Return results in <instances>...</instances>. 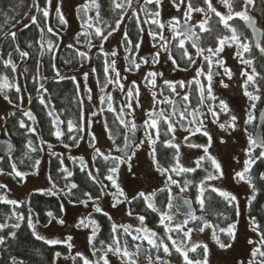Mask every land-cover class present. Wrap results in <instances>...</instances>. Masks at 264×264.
Here are the masks:
<instances>
[{
    "label": "snow or ice",
    "instance_id": "snow-or-ice-1",
    "mask_svg": "<svg viewBox=\"0 0 264 264\" xmlns=\"http://www.w3.org/2000/svg\"><path fill=\"white\" fill-rule=\"evenodd\" d=\"M62 3L63 0H59L54 10L57 13L58 23L67 25L68 21L62 11ZM169 3L177 15L171 16L166 21L161 16L164 0H109V10L117 16L114 24L102 20L99 0H85V3L76 9L78 18L82 20V31L77 34L76 43L82 44L81 37L86 38L88 51H81L73 44H69L67 47L75 48L76 56L82 61H88L91 60L89 52L93 47H97L93 40L98 39L100 42L99 52L105 58L103 63L105 82L101 91H105L108 85H113L124 95L118 113L113 105V96L110 92H105L99 98L102 105H107V111L116 114L115 119L119 125L127 130L123 133V146L121 147L116 144L107 123L104 124L108 138L113 142V149L118 154L114 155L113 150L101 151L96 146L97 137L89 132L88 134L92 137L89 146L94 152L92 167L90 168L89 163L83 157H68L73 164L79 165V171L84 173L86 180L95 186V194L91 190H83L81 185L73 179L75 173L65 166L62 155L52 152V145L40 137L37 127L34 126L38 121L32 109L23 106V93L26 91L27 84L19 82L17 72L19 64L26 62L31 57V53L22 49L17 42V31H4V28L10 23L13 28L16 27V24L21 23L16 20L15 16L8 17L5 14L4 23L0 24V35L6 41H10L11 50L6 53L0 51V97L14 110L0 115V120L4 121L5 135L9 134V122L15 120L13 127L17 128V132L13 134L29 137L24 142L26 150L23 151L19 163L22 165L26 161L31 163L26 165L30 171L21 170L17 161L13 159L14 145L10 140L5 141V154L0 155V176L10 177L17 183H24L29 175L38 176L41 160L34 159L32 154L43 152V145L47 144L49 156H56L59 160L58 171L62 174L60 180L63 181V184L60 185L49 174L46 179L50 187L38 188L35 192L57 198L62 197L72 205H83L84 207L92 205V211L81 217L75 227L90 230L87 242L91 249V257L94 259L80 251L72 255L74 244L71 235L63 239L41 235L37 231V225L40 224L39 215H36L34 219L31 206L30 197L34 193L24 201L9 199L6 193L10 189L5 183H0V190L5 193L0 195V203L11 205L12 209L0 222V250H7L9 242L17 240V230L21 228L22 224L31 230V235L36 240H41L49 246L64 245L69 253L65 259H71L72 264H112V257H116L119 264H138L141 256L147 258L148 264H172V260L169 258L174 254L177 258L176 264H211L212 251L209 243L203 239L194 238V236L206 232L209 234L211 242L219 250L227 252L233 247L237 241L238 219L231 220L222 227L219 221H229L230 218L224 211L218 210L217 203L213 201L211 195H206V193H215L221 198V203L225 208H232L237 217L240 215L237 196L212 183L213 181H222L225 178V173L221 162L211 153L210 149L214 143L222 145L226 144L227 140L225 136L214 137L208 129L206 120L215 124L227 136L231 135L230 130L234 131L237 127L238 118L234 114L230 115L232 109L229 103L214 92V80L217 77L219 79L216 80V83L219 87L227 89L230 85L225 82V77L230 81L234 76L232 68L228 66L227 60L222 55L226 49H233L231 58L242 66L239 75L243 82L240 87L243 89L244 96L253 102L251 108L255 109L256 102L261 101L264 97V30L257 26L255 17L250 15V9L254 10L255 8V0H169ZM51 6L52 0H46L44 6H41L40 0H33L32 7L40 14V18L38 19L37 15H32L30 25L35 26L39 32V40L35 43L38 45L40 57L49 54L54 60L59 43L45 38L46 32L51 36L58 35L48 24ZM92 10H95L94 16L89 15ZM129 10H131L129 19L135 21L137 35L134 42L127 30L123 33L121 44L127 54L125 59L128 62L125 71H139L142 65L155 66L161 62L162 54L167 56L173 71H189L193 68L195 70V75L191 80L165 79L164 86L158 90L157 78L163 77L164 74L156 70H150L145 74V86H150L154 91H152V106L144 113L146 119L144 120V139L142 140L134 139L137 129L135 108L142 106L139 99L140 87L136 81H132L131 86L125 90V84L122 81L126 77H121L120 71L116 68L117 50L113 49L111 52L104 50V42L120 29ZM81 12L83 16L80 15ZM197 15H199V19H196ZM261 16H264V11H261ZM237 21L242 22L243 30ZM30 25L22 24V28H29ZM245 30H250L251 35H247ZM145 32L152 41V48L155 49L150 57L138 56L139 49L144 42ZM27 47L31 49L33 43L29 42ZM108 57L112 58L110 62ZM65 63H70V61L66 60ZM52 67L55 68L54 63ZM95 71L96 69L93 68L92 72ZM27 72L28 69L24 68L19 75L23 76ZM110 72L114 75H109ZM83 77L87 81L88 73L85 72ZM56 78L63 80L66 77L62 76L57 69ZM27 79L25 77V80ZM70 79L75 81L76 78L73 76ZM31 80L33 84H39V87L36 88V91L40 93L39 103L48 109L46 114L51 118L50 135L62 140L65 131L61 125H64L65 121L56 114L54 106L49 107V103L43 95L47 89L40 82L39 61H37L36 74L31 76ZM76 88L79 91V84L76 85ZM178 89H187V91L181 95ZM165 91L169 94L165 95ZM88 92L91 93V89H88ZM193 92H195V105L193 104ZM88 99L91 100L90 94ZM31 100L32 98L29 96V104H31ZM80 104L79 120L75 123L73 120L66 122L68 139L74 146H79L83 139L80 134L85 131V125L90 129L94 123L90 117L98 115L96 111H93L90 117H86L83 101ZM161 105L168 107H160ZM103 111L105 109L101 108L100 112ZM221 115L228 118L221 121ZM126 116H131L133 119L128 120ZM252 119L253 117L249 115V119L245 123L251 122ZM21 129L24 130L23 133H19ZM178 129L187 133L183 137V141L188 148L199 149L203 153L193 162L194 167L185 166L181 162V144L176 142ZM129 133L132 135L130 136ZM197 134L206 138L204 143L191 142L190 138ZM30 135L39 140V145L30 138ZM145 143L148 145V155L155 170L164 177V187L150 192L136 191L130 196L125 190V186L120 183L121 169L126 168L128 174L134 175L133 158ZM157 144L174 150L168 166L162 165L157 158ZM64 147L69 148L70 145L65 143ZM257 149H259L258 154ZM244 151L246 158L240 170L233 171L232 179L238 183L247 184L251 190V195L247 197V206L250 208L260 191L256 181L264 182V172L254 175L253 171L258 162L264 164V136L257 141L249 135L248 147ZM97 160L103 162V171L101 167L96 166ZM5 161L7 168L3 166ZM206 162L210 167H204ZM236 163L239 164L240 161L236 159ZM198 170L204 172L198 183L194 179H176V177H186L188 174L197 173ZM172 186L178 187L180 192L185 194L194 188V197L189 198L185 195L181 197L180 204H175L176 197L173 196ZM77 192H80L79 196ZM159 193H167V196L162 203L158 204ZM105 197L111 198L113 209L121 205L125 206V215L138 221V226L134 227L131 223H116L100 203ZM193 204L198 207L194 208ZM22 207L27 209V213L19 211ZM140 208L142 211L137 210ZM173 209L176 211L174 212ZM197 211H199V215H197ZM59 212H64L63 203L59 205ZM92 213L101 214L110 222L111 228L107 239H98L101 226ZM149 214H156L158 217L157 226L162 229V232L148 227L146 220ZM45 215L47 217L45 227L51 225L53 221L60 226H64L66 223L62 215L51 210L47 211ZM178 216L181 218L178 219ZM12 220L15 222H8ZM248 227L258 239L249 238L247 240V243L252 245L249 257L247 261L238 260L237 264H264V225L258 222L256 217L251 216ZM145 243L148 245L147 248L144 247ZM161 253H163V257ZM61 255L62 253L59 251L54 253L55 258H60ZM10 264H25V261L11 255ZM53 264H55V259Z\"/></svg>",
    "mask_w": 264,
    "mask_h": 264
},
{
    "label": "rangeland",
    "instance_id": "rangeland-1",
    "mask_svg": "<svg viewBox=\"0 0 264 264\" xmlns=\"http://www.w3.org/2000/svg\"><path fill=\"white\" fill-rule=\"evenodd\" d=\"M59 2V0H52V6L50 7V16L48 18L49 26L53 27L54 30L58 33L59 36V46L64 43H71L77 46L79 49L88 51L87 47L84 44H77L74 40V34L78 30H82L81 25L79 23V19L76 15V6L79 4H84L85 0H63L62 3V11L67 19V25H64L63 29H57L54 25V18L57 16V13L54 10L55 5ZM33 10V9H32ZM32 10L27 15V18L22 21L20 24L26 23L30 17L32 16ZM92 11L89 12V15H92ZM131 13L129 10L128 14ZM177 15L175 9H173L169 3V0H164L163 8L161 10V16L163 20H168L171 16ZM128 16V15H127ZM124 19H126V17ZM199 15L196 16V19H199ZM147 27V26H145ZM124 33V21L120 26V29L113 33L109 39L104 42V50L107 52H111L113 49L117 50L118 55L116 59V68L120 71L121 77H126L122 82L125 84V90L129 86H131L132 81H136V83L140 87V104L141 107L135 108V122H140L142 127L139 131V138L137 140L144 139V120L146 119L144 113L149 110L152 106V91H154L150 86H145L144 76L150 70H156L158 72H162L163 77L157 78V90L160 88L161 83L165 80H191L195 75V70L190 69L189 71H173L171 63L168 61L167 56L162 54L161 62L155 66L151 64L142 65L139 71L127 72L126 62H125V51L124 47L121 44L122 36ZM167 35V31L165 32ZM155 49L152 48V41L147 36L146 32L144 34V42L139 49L138 56L142 57H150L154 53ZM233 49H226L225 53L222 55L227 60V64L232 68L234 72V76L232 80H227L225 77V82L230 85L227 89L219 87L214 80V92L220 98L227 100L230 108L232 109L231 114L237 116V127L235 130H230L231 135L227 136L225 133L221 132L215 124L208 123L209 131L214 135V137L225 136L227 140L226 144L214 143L212 149H210L211 153L217 157V159L221 162V165L224 169L225 178L222 181H213L212 183L217 186L223 187L228 190L232 194L236 195L239 201V212L240 215L235 217L238 219V232H237V241L233 244V247L227 252H223L219 250L209 239V234L206 232L205 234L194 236V238L203 239L209 243L210 249L212 251V255L210 257L211 264H237V261L240 259H244L247 261L249 257V253L252 245L247 243L249 238L258 239L255 233H252L248 227L249 216L246 213L247 206V197L251 195V190L244 183H238L232 179L233 171L240 170L242 167L243 161L245 157V149L248 147V137L252 134L247 128V123L249 115L252 116V108L250 101L243 94V89L240 87L242 84V78L239 73L242 68L232 57ZM90 55V52H89ZM105 59V58H104ZM111 57H108L109 62L111 61ZM93 66L91 60H88L86 64L81 65L74 69L62 70L60 74L62 76L70 75L74 76L75 81L79 84V93L81 99L83 101V109L86 117H90V114L93 111H96L98 115L95 117H90L94 123L89 129L87 125H85V131L82 136L83 139L80 141L79 146H70L69 148H65L63 144L56 143L51 144V151H58L63 159L65 166L69 167L70 160L69 156L73 157H83L85 161L89 163L90 168L92 167V152L93 149L89 146L92 141L91 135L88 133L91 132L95 134L97 137L96 146L101 149V151L108 152L109 150H113V154L116 153L113 149V142L108 138V132L105 131L104 122L102 118V114L100 112V96L104 95L105 92H110L113 96V105L117 109V113L119 112V108L124 100V95L119 91L118 88H115L113 85H108L105 91H101V87L98 86L95 74L92 72ZM88 73L87 81L84 80L83 74ZM109 75H114V73H109ZM88 89H91V93L88 92ZM184 90H180L181 95L184 94ZM89 94L91 95V100L88 99ZM24 95V93H23ZM26 104V96L24 95L23 106ZM11 106L0 97V115L6 114L8 109ZM135 107V106H134ZM160 107H168L166 105H161ZM203 111V109H201ZM228 117L221 115L220 120L224 121ZM126 119L132 120L131 116H126ZM210 119V118H209ZM2 120H0V128H1ZM125 131H127L125 129ZM187 135V133L178 129L177 143L181 144V162L185 166L194 165V161L200 155H202V151L199 149H191L188 148L183 141V137ZM0 137H5L4 133L0 132ZM206 140V138H205ZM121 147L123 145H120ZM44 151L40 156L41 165H40V174L37 175H29L24 183H17L16 180L7 177L0 176V183H5L8 185V191L6 194L9 199H17V200H25L29 191L36 190L38 188H47L50 187L48 180L46 177L48 176L47 172V153L49 149L47 144L43 145ZM236 159L240 161V163H236ZM133 172L134 175L128 174L126 168L121 169V177L120 183L122 186H125V190L131 196L136 191H152L161 186H164V177H162L156 170L154 165L152 164L151 158L148 155V145L145 143L143 147H141L136 156L133 158ZM177 187L172 186V193L175 196L176 193H179ZM181 193V192H180ZM5 194V193H4ZM61 203L64 204V212L61 213L66 223L64 226H60L53 221L51 225L45 227V224L37 225V231L48 238H58L63 239L68 235L73 237L72 243L74 244V248L72 250V254L77 251L83 252L86 256L91 257V249L87 242V236L90 230L80 229L75 227L78 223L79 219L83 216H86L90 211H92V205L89 204L88 207H84L83 205H72L69 204L67 199L59 198ZM101 205L112 217L116 223H131L134 227L138 226V221L133 218H130L125 215V206L121 205L116 209L111 207V198L105 197L101 200ZM175 212V210L173 209ZM33 217L35 219L34 211ZM181 217L178 216V219ZM234 219V220H235ZM145 247L148 245L145 243ZM68 256V255H66ZM66 256H61L57 258L55 264H72L71 259H65ZM112 264H119V261L116 257H112ZM148 260L146 257L141 256L139 258L138 264H147ZM175 264V263H172Z\"/></svg>",
    "mask_w": 264,
    "mask_h": 264
},
{
    "label": "trees",
    "instance_id": "trees-1",
    "mask_svg": "<svg viewBox=\"0 0 264 264\" xmlns=\"http://www.w3.org/2000/svg\"><path fill=\"white\" fill-rule=\"evenodd\" d=\"M46 0H40L41 6H44ZM101 4V18L103 21H106L109 24H114L115 19L117 18L115 13H112L110 9L109 0H99ZM33 0H0V24L4 23L5 14H7L8 17L15 16L16 20L18 21H24L27 18V15L32 10V15H37L38 19L40 18V14L36 12V10L32 7ZM83 5V4H79ZM76 6L77 7L79 6ZM261 11H264V0H255V8L254 10L250 9V13L254 14L256 17V21L259 25H261L262 29L264 30V16H261ZM92 15H95V10H92ZM77 15V12H76ZM81 16H83V13H80ZM131 16V13L128 14L126 19H124V31L127 30L130 34V37L135 42L136 40V24L134 20H130L129 17ZM78 18V16H77ZM79 19V18H78ZM79 23L81 25L82 20L79 19ZM30 25V19L24 23ZM237 24L241 27L243 30V24L242 22L237 21ZM54 25L57 29H63L64 25H60L58 23L57 16L54 18ZM4 31H17V42L20 44L21 48L24 50H27L31 53V57L23 63L19 64L17 76L19 77V82L21 84L26 83L27 88L26 91H24V95L26 96V104L25 108H31L33 113L37 117V125H34L37 127V131L40 135V137L47 141L49 144H69L70 146H74L72 141L68 139V133H67V120H73L74 123L77 122L80 118V112H81V104L82 101L79 91L76 88L77 82L70 79V75H66V77L63 80H60L56 78V70L58 69L59 72L62 70H69L77 68L81 65H84L87 63V61H82L79 57L76 56L75 48H78L75 46V48H68L67 46L71 43H64L61 46H59V49L55 53V59L53 60L49 54H45L43 57H40L39 55V48L38 45L35 43V41L39 40V32L35 28V26H29V28H22V24L19 25L16 24V27H11V23L7 25L4 28ZM56 31V30H55ZM82 30H78L74 34V40L76 41V36L79 32ZM246 34L250 36L248 30H245ZM123 37V36H122ZM46 39H52L59 43V36H51L47 32L45 33ZM81 41L87 47V41L86 38L81 37ZM31 42L33 43V47L29 49L27 47V44ZM93 43L97 45V47H93L90 51L91 56V62L93 68L96 69L94 72L95 79L98 84V86L102 87V85L105 82V76L103 72V63H104V56L99 52V40L94 39ZM10 41H6L2 35H0V51L6 53L7 51H10L11 48L9 47ZM88 49V48H87ZM81 50V49H80ZM84 51V50H81ZM15 55V54H14ZM127 55V54H126ZM125 55V56H126ZM70 61V63H65V61ZM37 61H39V75L41 77L40 82L44 84V87L47 89L46 93H43L46 101L49 103V107H55L56 114L60 116L61 120L65 121L64 125H61V128L65 131V136L62 138V140H58L54 135H50L51 130V124L50 119L47 116L48 109H45L40 103L38 96L40 93L36 91V88L39 87V84H33L31 80V76L36 74V67H37ZM126 66L128 65L127 60L125 59ZM55 64V68L52 67V64ZM24 68L28 69V72L25 73L23 76H20L19 74L23 72ZM25 77L28 79L25 80ZM46 77V79H43ZM99 81V83H98ZM163 82L160 85V88L163 87ZM195 87V86H193ZM178 91H180L178 89ZM187 91V89H186ZM169 93L165 91V95H168ZM31 96V104L28 102V97ZM264 97H262L261 101L256 102V108L252 109V117L253 119L251 122L247 123V128L250 132L253 131L254 123H255V114L257 109L260 107V105L263 103ZM193 104L195 105V92H193ZM101 108H104L105 111H103L102 118L103 122H105L108 125V128L111 130V133L113 135V138L115 139V142L117 145H123V133H125V129L119 125V122L115 119V113L107 111V105L101 104ZM11 107L8 109L7 112L13 111ZM30 123V122H29ZM15 124V120L10 121L8 128H9V134L4 136L6 138H9L13 145H14V152H13V159L17 161L18 167L21 168V170L24 171H30V169L26 166L27 164H30V161H26L25 164H20L19 159L22 156L24 149V142L27 138L20 134H13L17 132V128L13 127ZM4 127V121L1 123L0 132L3 131ZM24 130H19V133H23ZM75 135L76 133H72ZM81 133L80 135H82ZM262 136H264V120L262 123ZM30 138L33 139V141L39 145V140L35 136H31ZM163 139V137H162ZM191 142L193 143H204L205 137H202L201 135L197 134L196 136H193L190 138ZM157 158L160 160V163L164 166H168V164L171 162V156L173 155L174 150L173 149H167L162 146V144H157ZM257 154L259 152V149L256 150ZM54 153L60 154L58 151H52ZM43 152L40 153H33L32 156L34 159L40 158ZM5 153H0V155H4ZM94 152H92L93 156ZM5 168H7V162L5 161L4 165ZM96 166L101 167L103 171V162L97 160ZM194 167V165L189 166ZM204 167H210V165L206 162ZM59 160L56 158V156H49V152L47 153V172L48 175L50 174L54 180H56L60 185L63 184V181L60 180V176L62 175L59 171ZM70 170H72L75 175L73 179L81 185V188L85 191L91 190L95 194V186H93L90 182L86 180V177L84 173H81L79 171V165L73 164V162L70 160L69 167ZM254 175H258L259 172H264V164H259L254 168ZM204 175V172L202 170H198L197 173L194 174H188L186 177H176L178 180H182L184 178L188 179H194L195 182H199V179L202 178ZM258 189H260L256 201L253 202L252 206L249 208L246 206V213L249 217L254 216L260 222L262 225H264V182H260L259 180L256 181ZM164 187V186H161ZM159 187V188H161ZM178 188V187H177ZM179 190V188H178ZM34 193L33 195L30 194ZM195 189H190V191L184 195L189 196L190 198L194 197ZM0 195H4V191L0 190ZM77 195H80V192H77ZM206 195H211L214 202L217 203L218 210L224 211L229 216V221H223L220 220L219 223L221 226H226L228 222H231V220L235 219V214L232 208H225L223 204L221 203V198L218 197L215 193H206ZM167 196V193H159L157 200L158 204L162 203ZM31 199V206L34 211V215H39L40 218V224H46L47 217L46 212L51 210L59 215L61 213L59 212V205L61 203V200L57 197L50 196V195H42L39 192H35V190L29 191L25 200ZM24 201V200H21ZM194 207L197 208L198 206L194 204ZM12 209L11 205H6L3 203H0V222H2V218L5 217L6 214L10 213ZM138 211H142V208L137 209ZM19 211H23L27 213L26 208H21ZM91 212V211H90ZM93 217L98 220L100 223V233L98 236V239H107L110 233V222L108 219L101 214L92 213ZM210 219H213L212 217H209ZM157 220L158 217L156 214H149L148 218L146 220V223L148 227L155 228L157 231H161L162 229L157 226ZM9 223H14L15 221H8ZM214 222H217L214 220ZM17 240L10 241L9 246L7 247V250H0V264H10V256L15 255L18 259H23L25 261V264H53V260H57V258L54 257V253L59 251L62 253L61 256L69 255L67 249L64 245H57V246H49L45 244L41 240H36L31 235V230L26 227L25 224L21 225V228L17 230ZM99 246V245H97ZM75 254V253H74ZM72 254V255H74ZM161 256L163 257V253H161ZM169 259L172 260V263L176 264V256L175 254L170 257Z\"/></svg>",
    "mask_w": 264,
    "mask_h": 264
},
{
    "label": "water",
    "instance_id": "water-1",
    "mask_svg": "<svg viewBox=\"0 0 264 264\" xmlns=\"http://www.w3.org/2000/svg\"><path fill=\"white\" fill-rule=\"evenodd\" d=\"M250 15H252L253 17H255L253 14H250ZM257 26L260 29H262V27L260 25L257 24ZM248 31L250 32V30H248ZM250 35H251V33H250ZM176 99H178V98H176ZM263 120H264V101H263V103L260 105V107L256 111V114H255V123H254L253 131H252V134H251L252 138L253 139H256L257 141H259L260 138L262 137V123H263ZM135 123L137 125V129H136V133H135L134 139L137 140L138 131L141 129L142 124L140 122H135ZM129 135L131 136L132 134L129 133ZM9 140H10L9 138L0 137V153H5L6 145H5L4 142L5 141H9ZM10 142L12 143L11 140H10ZM183 196H185V195H182L181 193H176L175 196H174V197H176L174 203L175 204H180L181 203V197H183ZM193 207H194V205H193ZM181 211H183V210H181ZM199 214L200 213L197 212V215H199ZM144 247H145V245H144Z\"/></svg>",
    "mask_w": 264,
    "mask_h": 264
},
{
    "label": "flooded vegetation",
    "instance_id": "flooded-vegetation-1",
    "mask_svg": "<svg viewBox=\"0 0 264 264\" xmlns=\"http://www.w3.org/2000/svg\"><path fill=\"white\" fill-rule=\"evenodd\" d=\"M250 14H252V13H250ZM254 15V14H253ZM256 18V17H255ZM258 24V23H257ZM259 25V24H258ZM261 26V25H260ZM263 30V29H262ZM249 32V31H248ZM249 34H250V32H249ZM140 131V130H139ZM139 131H138V137H137V139L139 138ZM180 193V192H179ZM182 194V193H181ZM182 195H184V194H182ZM189 197V196H188ZM194 205V204H193ZM195 208V207H194ZM197 212H199V211H197Z\"/></svg>",
    "mask_w": 264,
    "mask_h": 264
}]
</instances>
